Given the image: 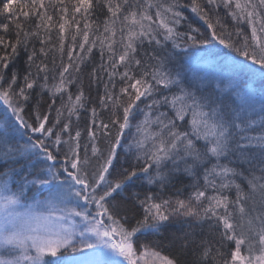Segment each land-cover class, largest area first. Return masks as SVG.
<instances>
[{
  "label": "snow or ice",
  "instance_id": "6c2138e0",
  "mask_svg": "<svg viewBox=\"0 0 264 264\" xmlns=\"http://www.w3.org/2000/svg\"><path fill=\"white\" fill-rule=\"evenodd\" d=\"M185 8L210 35L180 30ZM214 41L264 78V0H0V264H264V98L257 120L251 92H236L237 104L232 89L189 79L181 63ZM94 50L89 82L103 92L88 107L81 73ZM81 110L91 114L85 129L73 121ZM21 129L39 135L20 143ZM121 147L126 167L117 166ZM45 186L35 208L46 214L17 210L25 191ZM73 200L95 211L66 207ZM143 235L158 239L138 243ZM165 241L175 254H163Z\"/></svg>",
  "mask_w": 264,
  "mask_h": 264
},
{
  "label": "trees",
  "instance_id": "16d2710c",
  "mask_svg": "<svg viewBox=\"0 0 264 264\" xmlns=\"http://www.w3.org/2000/svg\"><path fill=\"white\" fill-rule=\"evenodd\" d=\"M4 2H9V0H4ZM12 2L14 3V0H12ZM184 2L187 3L188 0H184ZM183 12H184V15L186 17V21L180 27L181 31L186 30L188 25L191 24L192 26L198 28L201 33H205V35H210L207 31V25L202 20H200L199 17L195 13H192L190 8L183 9ZM216 13L221 17L222 21L228 25V30L232 31L234 34V30H235L236 25L234 24V22L231 21L230 18L225 17V10L221 7V8L216 10ZM91 19L94 21L97 19L102 21L103 16L99 13H95L91 17ZM239 26L244 29V32L246 35L250 36V31H249L246 24H242ZM81 27H82V25H81ZM53 39L55 41V33H53ZM210 50L212 51L211 52L212 56L220 54L221 57H223V59H224V57H227V58H231L233 60L238 61L239 62V68L229 69L226 67L227 69L223 70V71H226L223 75L221 73H219V80L217 82V85H214L210 82V83L206 84V86H210L212 89H216L217 91H219L220 89H222V86H225L226 84H228V85L234 84V85H238V86L251 85L253 88L258 89L259 92H261V95H264V78L261 77L260 73L258 71L255 73H251L248 71H241V66L243 64H248L250 67H253V68H257L258 66L251 65L250 61H244L243 58L238 56L234 51H231L229 49L224 48L223 45H220L219 43H217L215 41L209 45H200L197 48H190L189 51L184 53L182 56L181 63L183 65V67L187 66L186 63L189 60L190 55H192L193 53H199V55L201 56V55H204L205 52H208ZM22 62H23V57H21L20 61H18L15 65H13V67H20ZM99 63H100L99 51L94 50V52L91 56V59L89 61H86L85 65L82 68L81 75L83 78L84 91H85L86 96L90 97V103H89L88 107H91L93 104L98 105L99 94H102V92H103V85L102 84H96V85L90 86V82H89V73L91 71V68L96 66ZM215 66H219V68L225 67L224 64H221L219 62L218 63L216 62ZM221 70H220V72H222ZM105 79H106V77H105ZM72 91L73 92L76 91L75 86H72ZM44 107L46 108V104ZM141 107H143V105H141ZM256 113H257V115L254 118L259 120L260 110L256 111ZM3 114H5L4 106H3L2 102H0V122L2 124H4L3 118H2ZM7 115H10V113ZM52 115L54 116L55 113L53 112ZM90 115H91L90 112H88L86 110H81L79 121L77 122L75 117H73V121H74V123H78L79 127L81 129H85ZM102 117L104 119H107L108 118V112H106V111L102 112ZM26 118H27V116H26ZM132 123H133V126L130 129L126 130V132H125L124 144H127L128 141L132 140L133 137L135 136V133H136L135 120ZM21 133H24L23 129H21L20 132L15 133V138L20 143H24L27 140L28 135H39V134H32L30 132H28L27 134H21ZM86 139H87V134L85 131L82 133V140H81L82 145ZM52 150L55 151V149H52ZM118 152L120 153V156H119L118 161H117V166L118 167L120 165H123L125 167L128 166V163L130 161L126 158L127 154L125 153L124 148L123 147L119 148ZM81 154L83 155V152H81ZM57 166H59V164H57ZM9 167H17V166L10 165ZM0 171H3V169H0ZM23 174L24 173L21 172L20 176H15V177H12L10 179L9 187L12 190H14V191L18 190L19 185L22 184L21 176H23ZM188 184H189V180L187 178H185L183 181V185H188ZM152 187L153 186L145 184V189L152 188ZM176 187H181L183 195L184 196L187 195V191H184L181 184H177ZM129 190L130 191H139L138 188H130ZM172 192L174 193V189L172 190ZM42 193H43L42 189H30L24 193L23 197L35 198L38 196H43L44 194H42ZM169 194H171V193H165V195H169ZM231 194L234 196V192ZM123 195L126 196L127 192L123 193ZM197 231L199 232V229H197ZM208 231H209L208 226L206 224L204 235L207 236L208 240H210L215 247H219V244H218L219 236H218V234L213 233L212 235H208ZM157 239H158L157 237L143 235V236L138 237V243H141V244L142 243H148L150 240L155 242ZM231 247H232V245L228 244V247L224 250L227 251ZM160 250L163 252V254L173 253V249H171L167 245L166 241L164 242L163 245H161ZM173 254H175V253H173ZM181 259L182 260H188V259H191V256L189 255V256L185 257L181 254ZM209 264H211V258L209 259Z\"/></svg>",
  "mask_w": 264,
  "mask_h": 264
},
{
  "label": "rangeland",
  "instance_id": "374dc122",
  "mask_svg": "<svg viewBox=\"0 0 264 264\" xmlns=\"http://www.w3.org/2000/svg\"><path fill=\"white\" fill-rule=\"evenodd\" d=\"M211 52L212 51L210 50L208 52H205L206 54L204 53V55H201V56L199 55V53H196V57H193V55H190V58L186 63L187 66L183 67V71L189 79H191L193 77V75H195L199 78H202L205 85L210 83V82L214 85H217V82L219 80V73H221L223 75L226 72L223 70H226L227 68H229V69L239 68V62L238 61L233 60L231 58H227V57H224V59H223V57H221L220 54L212 56ZM216 62L224 64L225 67L219 68V66H215ZM220 70L222 72H220ZM229 88L233 90L231 93L232 99H234L237 104L240 103V99H238L236 97V95H235L236 92L241 93V95H243L244 92H251V94L255 100V111L260 110V101L262 98H264V95H261V92H259L258 89L253 88L251 85L238 86V85H234V84H229V85L226 84L225 86H222V89H229ZM3 127H4V124H2L0 122V131H3ZM31 189H37V188H31ZM42 190H43L42 194H44L43 196H38L35 198L22 197L21 198V205H23V206L19 207L17 210L20 212H23L26 210V208L28 206H33L34 211H36L38 213L46 214L47 210L45 208H43V207L35 208V205L37 203L44 201L49 196V191L46 189V186ZM12 191H14V190H12ZM77 202H79L81 205H83L82 201L73 200L72 202L68 203L66 205V207H68V208L75 207ZM60 207H65V205H60ZM83 207L88 208L90 212L95 211L94 205H91V206L83 205ZM71 220L77 226V230L79 231L81 226H82V222H81L80 218L79 217H72ZM76 239L78 241L79 236H77ZM84 251H88V250L85 249ZM4 254L5 253H4L3 248L0 247V256H3ZM78 254L79 253H76V255H78ZM72 255H74V254L71 252V249H69V251L64 254L63 259L68 260L71 258Z\"/></svg>",
  "mask_w": 264,
  "mask_h": 264
}]
</instances>
